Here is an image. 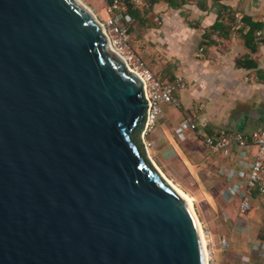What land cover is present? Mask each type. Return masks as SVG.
<instances>
[{
    "label": "water",
    "instance_id": "water-1",
    "mask_svg": "<svg viewBox=\"0 0 264 264\" xmlns=\"http://www.w3.org/2000/svg\"><path fill=\"white\" fill-rule=\"evenodd\" d=\"M100 25L78 0H0V264H205Z\"/></svg>",
    "mask_w": 264,
    "mask_h": 264
},
{
    "label": "crops",
    "instance_id": "crops-1",
    "mask_svg": "<svg viewBox=\"0 0 264 264\" xmlns=\"http://www.w3.org/2000/svg\"><path fill=\"white\" fill-rule=\"evenodd\" d=\"M225 10L230 11L229 15L239 13L264 25V0H187L179 8L159 1L142 15V21H133L130 33L132 39L139 38L136 49L152 71L164 79L177 75L186 78L188 85L178 94L179 112L173 116L174 108L167 105L166 115L162 108L161 118L175 137L180 136L176 130L186 120L207 119L205 130H189L180 140L193 145L196 158L205 167L203 173L207 172L224 187L228 184L227 173L233 179L236 171L250 165L255 148L238 149L232 145L214 152L204 143V134L218 129L249 133L264 128V42L254 38L249 41L251 49L244 38L247 26L240 31L242 25H236L229 32L220 31V35L213 31L211 26L217 18L229 26L230 23L222 21ZM244 61L253 64L251 67L239 64ZM157 133L161 142L168 143L162 129ZM213 174L220 176L216 178ZM252 202V211L245 218L249 231L245 228L242 238L252 239L256 233L264 241V199L253 192ZM260 241L253 243L256 250Z\"/></svg>",
    "mask_w": 264,
    "mask_h": 264
},
{
    "label": "rangeland",
    "instance_id": "rangeland-1",
    "mask_svg": "<svg viewBox=\"0 0 264 264\" xmlns=\"http://www.w3.org/2000/svg\"><path fill=\"white\" fill-rule=\"evenodd\" d=\"M81 1L92 10L100 23L106 21L109 12L104 0ZM144 10L145 8L142 12ZM229 14L230 11L225 10L224 18H230L229 25L235 27L237 22ZM262 22H264V18H262ZM138 39L136 41L130 37V48L145 63L142 55L136 49L139 44ZM145 66L159 76L146 63ZM162 108L163 114L166 115L167 104H163ZM178 108L180 109V106ZM173 112V116H175L179 110L174 108ZM151 129V132L144 135L146 143H150L146 147L147 156L159 171L192 199L193 208L206 237V245L213 247L215 259L224 264H264V253L256 250L255 244H253L255 240L260 241V237L255 233L253 237H250L252 239L242 238V232L246 228L245 218L247 215L238 213V197L227 192L224 185L217 182L207 172L203 173L205 169L202 168L205 167H201L200 161L196 158L193 145L188 143L189 141L183 143L180 136H173L172 129L163 118L157 119ZM159 129L165 132L168 143L160 141L161 136L157 133ZM186 132L189 130L183 131L184 134ZM168 144L170 146H167ZM196 149L199 150V146L196 145ZM213 175L216 178L220 176L219 174ZM251 211L252 209L248 214ZM246 231L249 230L246 228ZM262 238H264V234ZM224 239L227 245L223 244Z\"/></svg>",
    "mask_w": 264,
    "mask_h": 264
},
{
    "label": "built area",
    "instance_id": "built-area-1",
    "mask_svg": "<svg viewBox=\"0 0 264 264\" xmlns=\"http://www.w3.org/2000/svg\"><path fill=\"white\" fill-rule=\"evenodd\" d=\"M129 5L134 9L142 11L146 5V0H111L107 4L109 16L102 22L103 30L107 36L109 46L120 55L125 64L140 74L143 81L145 96L148 100V113L145 124L144 135L152 131V125L162 116V105L167 104L172 108L180 106L178 94L186 89L188 82L182 75H177L172 79H164L151 72L143 60L130 48L129 25L133 19L128 11ZM223 14V18H224ZM228 16V15H227ZM237 25H243L242 15L235 13L232 15ZM222 18V21L229 23L230 18ZM248 29V26L246 27ZM254 38L259 42H264V25L254 31ZM207 119L201 118L197 121L186 120L180 125L176 132L183 135V131L188 129L196 131L205 130ZM145 141V140H144ZM204 143L214 152H221L229 146L238 149L254 147L255 153L252 162L245 170L236 171L232 179L231 173H227L228 184L225 188L231 195L238 197V213L248 215L252 208L253 192H256L264 199V128H258L249 133H241L227 129H218L211 134H204ZM146 147L150 143H146ZM231 175V176H230ZM223 244L227 245L226 240ZM257 249L264 253V241L256 245ZM208 255L205 264H224L218 262L213 254V247L207 246Z\"/></svg>",
    "mask_w": 264,
    "mask_h": 264
},
{
    "label": "trees",
    "instance_id": "trees-1",
    "mask_svg": "<svg viewBox=\"0 0 264 264\" xmlns=\"http://www.w3.org/2000/svg\"><path fill=\"white\" fill-rule=\"evenodd\" d=\"M106 4H109L111 2V0H104ZM148 3V7L144 10V12H142V14H140V12L137 9H134L131 5H129V13L133 19V21H142L141 19L143 18V14H145L146 12H148L151 8V6L153 4H155L156 2L159 1H164L168 4V6H170L171 8H179L181 7L183 4H185L187 2V0H146ZM242 23L243 26L241 27L240 31H242L244 29V26H248V29L246 30V32L244 33V38H245V42L247 45H249V47H251V49H253V47L251 46V44H249V41L254 39V31L261 28L263 26V24L259 21L257 22H252L250 19H248L247 17L242 16ZM226 24H223L221 22V20L219 18H217V20L215 21V23L211 26V29L213 31H218V34L220 35V31L222 30H226V31H231L232 30V26H225ZM128 31L129 33H132L133 31V22L129 25L128 27ZM204 38H209L208 35H204ZM239 64H242L244 66L247 67H251L252 66V62L250 61H244L243 62H239ZM210 133V132H208ZM211 134V133H210ZM264 240V238H262Z\"/></svg>",
    "mask_w": 264,
    "mask_h": 264
},
{
    "label": "bare ground",
    "instance_id": "bare-ground-1",
    "mask_svg": "<svg viewBox=\"0 0 264 264\" xmlns=\"http://www.w3.org/2000/svg\"><path fill=\"white\" fill-rule=\"evenodd\" d=\"M78 1L88 10V12L90 14H92L93 16H95V14L92 12V10L88 6H86L85 4H83L81 0H78ZM100 26H101V28L103 30L102 24ZM131 71L135 72L140 77V74L138 72H136L134 70H131ZM161 174H162L163 178L188 202V204H189V206H190V208L192 210V213L194 215V218L196 220V223H197V227H198V230H199V233H200V237H201V241H202V245H203V249H204L205 261H206V258H207V255H208L207 245H206V242L207 241H206L205 234L203 232L202 225H201V223H200V221H199V219L197 217V214H196V212H195V210L193 208L192 199L190 198V196L188 194H186L183 190H181L178 186H176L171 180H169L162 172H161Z\"/></svg>",
    "mask_w": 264,
    "mask_h": 264
}]
</instances>
